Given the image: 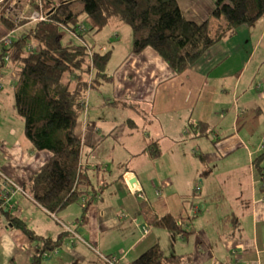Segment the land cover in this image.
<instances>
[{"label":"crops","instance_id":"0c3cea01","mask_svg":"<svg viewBox=\"0 0 264 264\" xmlns=\"http://www.w3.org/2000/svg\"><path fill=\"white\" fill-rule=\"evenodd\" d=\"M40 1L34 3L38 14L42 12L37 5ZM19 2L16 0L15 6L18 7ZM179 3L185 13L184 5L180 0ZM210 11L211 7L204 9V17L199 22L204 21ZM111 20L109 22L117 25L121 22ZM21 27L13 36L21 31ZM3 29L0 25V31ZM169 45H146L137 53L130 50L115 62L111 71L98 77H103L105 86H109V92L103 94L101 90L103 97L97 99V106L106 110V114L96 119L86 114L83 136L78 134L83 141L80 158L84 165H89V172L96 171L93 174L97 183L92 179L94 186L110 183L103 187L90 206L88 222L77 229L82 240L72 244V235H66L64 243L44 258L49 263L105 264V255L117 258V264H128L149 246L156 243L161 246L159 232L147 225L144 218L143 210L147 208L159 216L171 214L183 226L190 218L186 229L192 232L196 228L193 216L203 211L214 214L217 228L211 264L233 259H238V264L243 259H249L245 264H264V180L254 164L255 157L264 147L263 144L251 147L246 138L257 125L264 131V15L252 25L239 26L232 36L211 45L199 59L186 67L177 61L176 66L166 60L163 52L168 51ZM93 49L104 52L110 48ZM8 74L12 76L10 86L13 88L16 74L10 68ZM95 81L96 85L89 89L98 87L100 80ZM7 97L4 86L0 100ZM107 106L118 110L111 119H108ZM116 120L122 121L121 125L115 123ZM106 121L111 125L105 126ZM190 121L205 122L210 128L209 133L196 136L189 127ZM135 126L143 132L138 139L128 136V130ZM118 129L129 139L125 145L115 141L110 147L111 161L116 158L117 144L122 157L116 165L119 170L113 173L114 165L111 164L110 168L109 162L90 159L91 154H84V150L87 145L95 147L102 139L114 136ZM22 139L20 134L18 139L6 140L8 144L0 145L7 159L0 166L20 183L52 156V152L46 149L26 150ZM154 143L160 150L157 157L151 156L148 149ZM93 152L96 157L98 153ZM223 160L225 164L221 168ZM142 165L152 169L155 176L152 181L139 173ZM106 174H110L109 178L105 177ZM133 177L136 180L132 184ZM22 198L26 195L16 193L13 207L5 211L18 215L27 225L28 220L31 221V227L28 226L42 234L33 216H22L25 210L21 207V204L25 205ZM107 210L110 214L104 216ZM76 212L79 214L74 224L66 223L70 229H75L81 207ZM64 223L61 229L49 226L45 235L56 238L64 231ZM112 225L129 230L126 241L117 245L118 249L111 248L106 242V230ZM245 225L251 227L250 230L245 229ZM15 230H18L19 237L22 236L17 244H22L23 248L28 245L19 259L8 252L11 237L16 239ZM131 230L134 236L130 235ZM0 235V253H7L4 259H0V264L31 263L36 244H29L25 234L13 228L4 213L0 216ZM167 235L174 249L178 236L181 237L170 230ZM172 252L176 253L175 250Z\"/></svg>","mask_w":264,"mask_h":264},{"label":"trees","instance_id":"16d2710c","mask_svg":"<svg viewBox=\"0 0 264 264\" xmlns=\"http://www.w3.org/2000/svg\"><path fill=\"white\" fill-rule=\"evenodd\" d=\"M8 2L0 0V25L4 27L0 34L24 26L12 37L10 45L1 46L0 72L1 66L8 64L16 74L13 95L16 113L23 119L24 148L52 152L50 159L21 185L50 214L56 215L77 202L81 213L76 231L88 222L89 208L96 201V195L110 183L92 184L80 158L83 141L75 125L85 109L87 90L96 85L94 76L106 74L111 50H93L91 58L87 42L62 44L60 29L84 38L86 33L97 32L111 19L125 22L133 29L131 52L137 53L146 45L159 47L168 43L174 52L164 51L166 60L186 67L211 45L232 36L239 26L250 25L264 15V0H216L202 22L189 19L179 0H41L39 5L45 18L29 24L24 18L7 13ZM6 52L7 63L3 61ZM189 127L196 136L210 131L201 121H190ZM148 149L151 156H159L156 143ZM263 160L264 151L255 157L254 164L264 180ZM143 211L151 227L169 229L182 239H187L192 232L171 214L159 216L147 208ZM3 213L12 227L36 244L30 264H42L44 254L60 247L69 233L67 229L51 238L38 234L24 219L0 207V216ZM183 259L191 258L185 253L166 255L156 243L128 264H180Z\"/></svg>","mask_w":264,"mask_h":264},{"label":"rangeland","instance_id":"374dc122","mask_svg":"<svg viewBox=\"0 0 264 264\" xmlns=\"http://www.w3.org/2000/svg\"><path fill=\"white\" fill-rule=\"evenodd\" d=\"M6 1H9L8 2L9 5L6 6L5 9L9 11V12L7 11L6 12L10 16H11L10 13H12V16H16L18 19L24 18L23 20H27V23L29 24H31V21H34L32 20L33 18L37 17V14H36L37 7H35L36 5L34 4L35 0H19L20 2L18 3L19 5L18 7L15 6L16 0H13V1L6 0ZM180 1L184 5L186 16L188 18L193 17L195 20L200 21L204 17L202 16L203 10L206 9L207 7L212 8L216 0H180ZM37 5L39 7V3ZM111 21L105 24L98 32H94V33L91 32L90 34L86 33L84 38H81L75 34L69 33V31H67L65 28H61L60 29L61 42L62 44L80 43V42L86 43L87 42L89 44L88 52L91 58L94 54L93 47H95L96 49H99L101 48V46H108L111 51H110V58L107 63L105 71H111L115 62L120 57L124 56L128 51L132 50L133 41H134L133 29L131 25L125 22H119V24L117 25V24H114L115 22H111ZM19 26H24V25H19ZM3 31L4 29L0 32H3ZM167 49H168V51H166L167 53L174 52V49L171 46V44L169 45ZM0 50H1V45H0ZM7 65L8 64L1 66V69L5 75V80H6L5 92L7 93L8 97L5 100H0V142L2 141L0 145L8 144L9 142H12L13 140L18 139L20 134L23 133V119L20 115L16 113V109H15L16 102H15L14 95H13V88H11L10 86V82L12 81V76L8 74L9 66L7 67ZM92 74L95 75V73H91V75ZM98 77L96 75L94 76L95 79L100 80L98 87L94 89L90 88L88 91L89 100L87 98V110L86 112L84 110V112L78 117L76 121L75 131L77 132V134L81 136H83L82 132L84 129V122L86 120L85 117H87L86 114L89 113V115L93 119H96L100 116H104V114H106L105 112L106 110H103L102 108H99L97 106V103H98L97 99H100L101 97H103L100 94L101 90H103V94H107L109 92V88H108L109 86L108 87L105 86V81L103 80V77H100V78ZM88 107L90 108V110ZM107 107H108V111L110 114V117L108 119H111L113 118L114 115L117 114L118 110L110 106H107ZM114 122L117 123L118 125H121L122 121L116 120ZM104 123H105V126L111 125L110 122H107V121ZM254 127L255 125L252 126L251 130ZM128 132L130 133L128 134V136L129 135L131 137L135 136L136 139H138L143 134L142 129L136 126L133 127L132 129L130 128ZM246 138L251 147L257 148V147H260L261 144H263L261 146H264V131L260 129V125H257L256 128L249 133V135H246ZM127 139L129 138L127 137L125 132H121V130L118 129L117 131H115L114 136H108L106 139L105 138L102 139L101 142L97 144L95 147L89 146V145L85 146L84 154H89V155L91 154L90 159H93V160H104L105 162H109L110 168H111V164H112V167L113 165L115 166L113 167L112 171L113 173H116L119 170V168L116 167V165L119 160H122V157L120 154V146L119 144L116 145V150H115L116 158L114 162L111 161V159H109V154H110V149H111L110 147L113 142L115 143V141L122 145H125ZM6 140L9 142H7ZM263 150L264 149H262L260 152L263 153ZM93 151L98 153L97 155L95 154L96 157L94 156ZM241 154L242 153H239V155ZM3 155H5V153L3 152V150L0 149V163L2 164L5 163V160H7L5 156ZM106 157L107 159H105ZM224 164H225L224 160L221 161V168H224ZM88 166L89 165L85 164V167H87V172H89ZM92 167L96 168L95 166H92ZM140 169L141 171H139V173L146 180L152 181L154 179L155 177L154 173L152 169L148 168V166L142 165ZM93 172H96V171H90L89 173H90L91 179H93L94 182H96V177H95L96 175H94ZM109 176L110 174L105 175V177H108V178ZM23 195H26V198L21 199V201L25 202V205L21 204V207L25 209L23 211L22 216H25L27 218H30V216H33L35 218V221H37L39 225L40 233H42L43 235L47 233L49 226H51V228L53 229L57 227L61 229L62 228L61 224L63 222L69 225H73L75 222L76 216L79 214L78 212H76L80 208L77 202L70 203L66 208H64L59 213H57V215H55V214H50L48 211L47 212L44 211L32 199L28 198L27 192L26 194H23ZM109 214H110V210H107L104 213V216H108ZM60 218H62L64 221H62ZM214 218H215L214 214L208 215L204 211L202 213H199V215L193 216L192 221L195 223V226H196L195 231L188 234L187 239L186 238L182 239V238H179L178 236V242L175 243L174 249H172V241H169L168 239L167 232H169V229L159 227V226H152V228H155L157 232H159L157 234L161 237L160 244L166 255H170L171 253L174 254L172 252L173 250H175L176 253H185L187 256L190 255L191 259H189V261L187 259H183L182 260L183 262L180 264H188V263L189 264H211L212 260H214L212 259V257L214 256L212 243L215 240L216 228H217L215 227ZM189 220L190 218L184 221V227H186V225L190 223ZM31 224H32L31 221L28 220V225L30 227H31ZM191 224L193 223L191 222ZM250 228L251 227H249L248 225L247 226L245 225V229L250 230ZM221 229H222V226L220 227V230ZM260 230L261 228L259 227V231H258L259 234H260ZM68 231L70 235H72L71 236L72 238L70 240L72 244L78 243V241L82 240L80 234L75 229H69ZM128 231L129 230L127 231L122 230L115 225L110 226L106 230L107 245L113 249H118L117 245H121L126 241L125 236L127 235ZM15 232H16V235H15L16 239L11 237L12 241H9L10 243H9L8 252H10L11 254L14 253L16 255V259H19L20 258L19 255L21 254V252L25 253L28 245L26 244V247L24 248L22 244L18 245L17 242L18 240L21 239L22 236L20 237L18 236L19 235L17 234L18 230H15ZM130 235L134 236V232H132V230H131ZM65 239L66 238H64V240ZM29 241L30 240H28V242ZM30 243L34 244V242H31V241L29 242V244ZM53 252L54 251H52L51 253ZM2 253H0V259H4L7 254L5 252H2ZM50 254L45 253L44 256H49ZM104 257L108 258V257H113V256L104 255ZM113 258L115 260V264H117L116 263L117 258L115 257ZM216 260L219 261L218 259ZM248 260L249 259H243L244 262L242 261V263L240 264H245V262ZM254 260H257V259H254ZM103 261L105 264H107V262L104 259ZM42 264H51V263H49L47 259H43Z\"/></svg>","mask_w":264,"mask_h":264},{"label":"built area","instance_id":"2783aa9c","mask_svg":"<svg viewBox=\"0 0 264 264\" xmlns=\"http://www.w3.org/2000/svg\"><path fill=\"white\" fill-rule=\"evenodd\" d=\"M36 14H37V17L33 18L32 20L45 18L42 12L41 14H38V13ZM18 29L19 27H15L14 29H11L5 34H2V35L0 34V45L1 46L10 45L12 37ZM3 61H5L6 63L9 61V54L7 52L4 53L3 55ZM5 83H6L5 75L1 71L0 72V91L4 88ZM16 193L26 194L21 183L14 177L8 175L6 171L0 166V203H1L0 207L4 209H11L13 207L12 200ZM104 260L107 262V264H115V260L113 257H108V258L104 257ZM222 264H238V259L229 260ZM251 264H260V263L252 262Z\"/></svg>","mask_w":264,"mask_h":264},{"label":"bare ground","instance_id":"6f19581e","mask_svg":"<svg viewBox=\"0 0 264 264\" xmlns=\"http://www.w3.org/2000/svg\"><path fill=\"white\" fill-rule=\"evenodd\" d=\"M63 227L65 228L64 230L70 229L69 225H67L66 223L63 224Z\"/></svg>","mask_w":264,"mask_h":264},{"label":"water","instance_id":"95a60500","mask_svg":"<svg viewBox=\"0 0 264 264\" xmlns=\"http://www.w3.org/2000/svg\"><path fill=\"white\" fill-rule=\"evenodd\" d=\"M136 180V178L135 177H133L131 180H130V183H134V181Z\"/></svg>","mask_w":264,"mask_h":264},{"label":"clouds","instance_id":"9594fccd","mask_svg":"<svg viewBox=\"0 0 264 264\" xmlns=\"http://www.w3.org/2000/svg\"><path fill=\"white\" fill-rule=\"evenodd\" d=\"M13 7V6H12ZM17 27H21V26H17ZM22 28V27H21Z\"/></svg>","mask_w":264,"mask_h":264}]
</instances>
